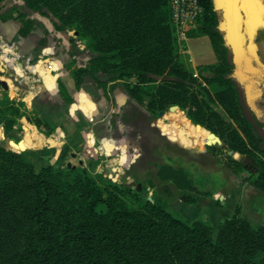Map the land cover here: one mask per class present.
Instances as JSON below:
<instances>
[{
  "label": "trees",
  "instance_id": "obj_1",
  "mask_svg": "<svg viewBox=\"0 0 264 264\" xmlns=\"http://www.w3.org/2000/svg\"><path fill=\"white\" fill-rule=\"evenodd\" d=\"M199 1L202 12L185 33L207 35L216 60L199 65L197 74L178 52L168 0H0V21L18 19L21 36L40 29L32 36L30 61L42 75L56 64L42 65L45 51L58 55L56 32L77 31L66 48L76 89L89 82L106 94L108 82L120 81L128 99L111 116L131 124L133 136L145 119L143 105L152 113L178 105L185 114L171 115L187 119L198 142L211 137L206 127L219 136V146L251 155L257 166L251 183L264 191V119L236 73L222 6ZM253 1L263 21L251 39L245 34L254 63L264 70V0ZM3 93L0 122L12 128L24 113L22 102ZM20 147L0 144V264H264V223L253 224L237 207L214 228L151 196L142 199L136 183L100 182L75 165L48 162L36 169L23 150H15ZM225 163L233 171L241 166L234 158ZM155 175L182 201H194L199 190L182 167L160 163Z\"/></svg>",
  "mask_w": 264,
  "mask_h": 264
},
{
  "label": "rangeland",
  "instance_id": "obj_2",
  "mask_svg": "<svg viewBox=\"0 0 264 264\" xmlns=\"http://www.w3.org/2000/svg\"><path fill=\"white\" fill-rule=\"evenodd\" d=\"M245 15H243V18ZM240 27L243 36L240 38L237 34L233 33L231 37L235 52V60L238 65L237 70L240 73L239 77L241 81L246 86L252 107L256 110L258 115L264 119V70L254 63V49L251 43L248 42L249 40H247V33L245 34L246 30L243 20L240 23ZM34 30L37 32L39 29L35 28ZM60 35L61 37H58L54 43L64 50L65 43L62 41V37L69 43L70 37L75 35L73 30L62 32ZM77 41L78 45L82 47V40ZM177 45L181 58L185 61L187 68L194 74H197L199 65L212 63L216 60L210 40L207 36L200 35L190 37L187 41L180 40V46L178 42ZM65 60L64 66L61 68L63 72L68 71L67 62L69 59L65 57ZM44 64H46L45 61L42 65ZM56 67L57 63L55 64V68ZM40 75L43 77L44 83L48 82L50 84L53 81L52 78L50 79L52 76L51 73L49 75ZM6 80L11 84L9 86L12 87V79L8 78ZM116 83H120V89L127 95L122 83L120 81ZM91 86L92 85H89L88 88L93 90V86ZM3 94V89L0 86V98L3 97ZM79 95H83L84 98L87 97L85 93H80ZM84 98H82L81 104H73V107L80 105L86 113H89L94 104L92 102L85 104L86 99ZM112 99V104L115 105L116 99L113 97ZM124 105L125 103L121 104L122 107ZM213 106L222 112L220 105L213 104ZM142 108L145 116L142 126L140 128L136 127L137 130H135L137 133L134 136L132 135L133 130L126 132V130L122 128L121 136L125 141L117 144L118 149L116 153H122L120 161L126 158L124 149L128 151L127 153H131L136 147V155L134 154L133 156L127 157L128 161L131 159L136 160L130 166L122 167L118 165L119 168L117 171V169L111 165L113 173L107 172L106 170L103 173H98L96 171L98 165L110 164L109 161H112V158L106 155H102L96 160L88 156L87 160L91 161L90 166L88 165V161L86 163L85 161L78 163L76 158L71 159L70 156H66L60 164L54 166H65L66 160L68 159L77 167L84 168L81 165H85V169L100 182H103L107 178L115 182H125L126 178L131 176L134 180L130 182L129 185L134 188L135 183H140V189L142 188V199L151 196L159 200L173 213L190 220H203L214 228L224 217L230 216L236 207L240 210V213L246 216L253 224L264 223V191L255 188L251 183V179L255 176L257 168L256 162L251 155L242 154L238 151V154L234 153V151L229 153L228 150L231 148L219 146L222 144L219 136L204 126L203 127L207 131L212 133L211 137H204L198 142L195 137L189 136V126L184 125V118H175L171 115L180 113L178 111L171 113L173 110L171 106L165 110L160 109L164 110L161 115L158 114L159 110L152 113L145 108V105H143ZM180 109L183 114H185L184 110L182 108ZM192 123L195 124L194 122ZM1 126L2 124L0 122V127ZM1 136L2 133L0 130V137ZM169 139H171V141ZM205 140L206 143L199 149H194V145H190L191 142L203 143ZM26 141H29L28 146H31L29 135H27ZM127 141H129L128 145L126 144ZM133 142L134 144H132ZM16 143L17 142L14 144ZM179 143L186 146L190 145V147L184 148ZM0 144L10 147L7 141L1 138ZM104 145L106 151L109 152L114 143L110 139H106ZM122 145H125V147ZM83 146L81 144L79 147L82 149ZM230 158L237 159L241 163V166L237 167L236 171H233L225 163ZM41 162L39 158H35L33 161L34 167L36 169L40 167ZM160 163H169L176 167H182L189 173L199 190L193 192L195 196L193 202L182 201L178 197L177 190L173 185L163 183L156 178L155 169ZM150 181H153L154 184L151 185ZM131 200L132 199L128 198L129 203H133Z\"/></svg>",
  "mask_w": 264,
  "mask_h": 264
},
{
  "label": "crops",
  "instance_id": "obj_3",
  "mask_svg": "<svg viewBox=\"0 0 264 264\" xmlns=\"http://www.w3.org/2000/svg\"><path fill=\"white\" fill-rule=\"evenodd\" d=\"M218 1L228 18L232 19L234 16L238 18L236 27L240 29L243 15L248 12L246 0ZM18 25L19 20L16 18L0 21V80L7 82L6 79L11 78L13 83V86L10 87L9 85L11 84L7 82L8 89L10 90L0 86L16 102H22L20 108L24 113L17 118L14 127H0L2 133L0 138L6 140L8 146H11V142H17L18 146L21 144L23 148L16 150H23L33 161L35 158H39L42 161L40 165L50 162L57 166L66 156H70L71 159L76 158L78 163H82L83 161L86 163L88 156L96 160L102 155L112 158V161L110 160L109 163L117 171L118 165L126 167L134 163L136 160L131 159L128 161L127 157L136 155V147L131 153H127L128 151L124 149L127 158L124 160L127 163L125 165L124 161H120L122 153H116L118 149L117 144L125 141L121 136L122 128L126 132L133 130V126L128 122L122 121L119 117L114 119L111 116L114 112H122L124 106L122 107L121 104L126 103L128 99V96L120 89V83H116L117 81L115 83L112 81L108 82L106 94L102 93V91L89 82L80 89H76L69 69L67 72L61 70L66 62L65 57L69 59L66 50L69 43L63 37L62 41L65 43L64 50L59 48L55 43L53 44V46L59 49L58 55L45 51V58L43 60H45L46 64L44 65L51 66L55 62L57 63V67L49 68L53 81L50 84L48 82L44 83V79L40 75L42 74V70L39 72L38 69L34 70L36 63L30 61L31 49L33 47L32 36L38 34L40 29L34 26L30 31L31 35L21 36L17 34ZM35 28L39 30L36 32ZM60 33L62 32L58 31L56 35L61 37ZM189 38L186 36L184 40L187 41ZM81 46H84L83 42ZM32 64L34 65L32 66ZM22 70L25 72L23 80L20 82L18 78ZM41 83L46 85V89L43 91L41 90ZM87 85H92L93 90H90ZM81 92H84L87 97L84 98L83 95H79ZM112 97L116 99L115 105L112 104ZM82 98L86 99L85 104L89 102L94 104L89 113H86L80 105L73 107V104H81ZM34 117L40 119V126L34 122ZM114 124H116V128H114ZM35 131L36 134L42 136V140L37 146H32L31 142ZM27 135L30 137L31 146H27L25 143ZM106 139H110L114 143L109 152L106 151L104 145ZM129 141H127V145ZM81 144L82 146L84 145L82 149L79 147ZM91 146H93L92 149ZM122 146L125 147V145ZM67 163L75 165L68 159L66 160V165ZM88 165H91V161H88ZM81 166L85 168V165Z\"/></svg>",
  "mask_w": 264,
  "mask_h": 264
},
{
  "label": "water",
  "instance_id": "obj_4",
  "mask_svg": "<svg viewBox=\"0 0 264 264\" xmlns=\"http://www.w3.org/2000/svg\"><path fill=\"white\" fill-rule=\"evenodd\" d=\"M246 2H247V10H248V12H247V14H246V16L243 18V23L245 24V30H246V33H247V36H248V38L249 39H251L252 38V36H253V33H254V31H255V26H256V24L257 23H259V22H262L263 20H262V18H261V16L259 15V12H258V9H257V6H256V4H255V2L253 1V0H246ZM223 15H224V17H225V20H226V25H227V27H228V29H229V33H228V39H229V41L232 43V41H231V37H232V34L234 33V34H237L240 38H241V36H243L242 35V32L240 31V29H237V21H238V18H236V16H234L232 19H230V18H228L227 16H226V14H225V12H224V10H223ZM73 33H74V35H76L77 34V31H75V30H73ZM86 40L85 39H82V42L84 43ZM252 45V48L254 49V45L253 44H251ZM0 49H1V46H0ZM254 53H255V51H254ZM255 55V54H254ZM34 64H32V66H33ZM1 71V70H0ZM24 70H22V72H21V74H20V76H19V78H18V80L20 81V82H22V80H23V74H24ZM236 73L238 74V77L240 76V73H239V71L236 69ZM13 80H15V79H13ZM239 80L241 81V78L239 77ZM0 85L4 88V89H8V84H7V82L5 81V80H0ZM46 89V86H45V84L44 83H41V90L43 91V90H45ZM171 108L172 109H174V108H179L180 109V107L178 106V105H172L171 106ZM164 112V110H159L158 111V114L159 115H161L162 113ZM195 124H199V123H195ZM200 125V124H199ZM209 134H212L211 132H209ZM171 140V139H170ZM206 143V140L203 142V143H196L195 145H194V149H199L202 145H204ZM180 144V143H179ZM182 147H184V148H188V147H190V146H186V145H184V144H180ZM93 148V146H91V149ZM228 152L229 153H232L233 152V150L232 149H229L228 150ZM97 156V155H96ZM125 164H127L126 163V161H124V165ZM67 165H70V163H67ZM107 171V172H110V173H113V170H112V166H111V164H106V165H99L98 167H97V172L98 173H103L104 171ZM134 180V178H132L131 176H128L127 178H126V182L127 183H130V182H132ZM140 187H141V185H140V183H136V188L137 189H140Z\"/></svg>",
  "mask_w": 264,
  "mask_h": 264
},
{
  "label": "built area",
  "instance_id": "obj_5",
  "mask_svg": "<svg viewBox=\"0 0 264 264\" xmlns=\"http://www.w3.org/2000/svg\"><path fill=\"white\" fill-rule=\"evenodd\" d=\"M170 23L174 27L177 42L186 38V28L194 25L196 18L202 12L199 0H168Z\"/></svg>",
  "mask_w": 264,
  "mask_h": 264
},
{
  "label": "bare ground",
  "instance_id": "obj_6",
  "mask_svg": "<svg viewBox=\"0 0 264 264\" xmlns=\"http://www.w3.org/2000/svg\"><path fill=\"white\" fill-rule=\"evenodd\" d=\"M35 69H38V65H35L34 66V70ZM3 71V70H2ZM46 86V85H45ZM178 112H180V113H183L182 112V110H179ZM172 116H174L175 118H179V116L178 115H172ZM183 121H184V124L186 125V126H189V121L187 120V119H183ZM195 125V124H194ZM197 126V125H196ZM34 134V137H33V140H32V142H31V145L32 146H37L38 145V143H40V141L42 140V136L41 135H38V134H36V131L33 133ZM188 134H189V136L190 137H194V132L192 131V130H190L189 132H188ZM192 143V142H191ZM19 147H20V145H19ZM21 148V147H20ZM22 149V148H21ZM122 162L124 161V160H121Z\"/></svg>",
  "mask_w": 264,
  "mask_h": 264
},
{
  "label": "flooded vegetation",
  "instance_id": "obj_7",
  "mask_svg": "<svg viewBox=\"0 0 264 264\" xmlns=\"http://www.w3.org/2000/svg\"><path fill=\"white\" fill-rule=\"evenodd\" d=\"M195 144H196V142H193V143H191L190 145H192V146H193V145H195ZM190 145H189V146H190ZM127 156H128V155H127Z\"/></svg>",
  "mask_w": 264,
  "mask_h": 264
}]
</instances>
